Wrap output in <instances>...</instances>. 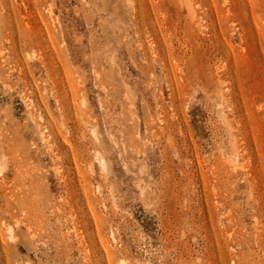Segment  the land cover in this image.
Segmentation results:
<instances>
[{"label":"rangeland","instance_id":"obj_1","mask_svg":"<svg viewBox=\"0 0 264 264\" xmlns=\"http://www.w3.org/2000/svg\"><path fill=\"white\" fill-rule=\"evenodd\" d=\"M0 264H264V0H0Z\"/></svg>","mask_w":264,"mask_h":264}]
</instances>
